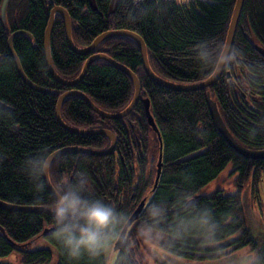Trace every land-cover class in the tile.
<instances>
[{"label":"trees","instance_id":"16d2710c","mask_svg":"<svg viewBox=\"0 0 264 264\" xmlns=\"http://www.w3.org/2000/svg\"><path fill=\"white\" fill-rule=\"evenodd\" d=\"M236 1L121 0L110 15L111 0H96L95 11L89 0H11L3 20L0 0V101L10 108H0V201L51 210L53 194L45 180L41 190L35 188L23 171L24 162L42 151L50 155L68 147L101 151L111 145L105 136L73 134L59 124L56 108L62 94L78 90L110 113L126 109L135 95L130 77L105 60L94 62L84 80L74 87L52 78L44 44L55 7L68 11L78 48L90 46L108 31H130L145 42L150 65L158 76L175 84L192 85L215 72L216 68L200 60L198 46L204 44L213 51L224 49ZM20 31L32 38L16 35L13 49L29 80L50 90L49 94L30 88L17 71L8 43ZM256 44L264 47V0H245L224 75L211 87L186 92L153 82L133 39L114 37L102 43L94 53L104 52L136 74L141 98L124 120L103 118L81 98H68L61 109L64 122L83 130L108 129L116 135L117 147L106 156L63 155L52 163L50 179L56 188L57 175L72 180L86 176V197L103 199L126 220L117 226L116 238L108 242L100 256H84L73 262L52 235V215L0 208V226L5 230L0 231V260L15 256L20 264H107L106 248L115 245L131 215L146 200L127 231L124 247L117 251L119 264H143L137 249H145L148 243L154 249L191 261L220 259L250 247L256 253L253 264H264V245L247 226L243 202L246 189L252 197L259 198L264 160L247 159L230 147L213 119L210 105V101L216 102L227 128L242 145L264 150V56L256 50ZM50 51L56 71L66 80L77 79L90 57L70 49L60 14L55 17ZM130 123L136 124L140 142ZM152 131L157 137L155 145L151 142ZM160 155L162 172L155 186ZM228 166L237 176L235 191L217 189L202 194ZM156 205L165 209L164 215L151 231L144 232V223L151 222L148 210ZM205 210L217 224L214 232H206L197 223L200 212ZM185 219L192 224L179 228L178 223ZM46 229L50 230L45 233ZM43 237L56 246V253L50 248L33 249Z\"/></svg>","mask_w":264,"mask_h":264},{"label":"water","instance_id":"95a60500","mask_svg":"<svg viewBox=\"0 0 264 264\" xmlns=\"http://www.w3.org/2000/svg\"><path fill=\"white\" fill-rule=\"evenodd\" d=\"M10 1L11 0H3V2H2L1 16H2L3 20H6V18H7V9H8ZM120 1L121 0H111L110 6H109V11H108V13L110 15L114 14L116 12ZM89 3H90L92 10H94V11L97 10L96 0H89ZM244 4H245V0H237L236 1V5H235L234 11H233L232 18H231V23L229 26L228 35H227L226 43L224 46V50H226L229 54L228 60L230 58L231 51H232V48L234 45L235 36H236L238 25H239V22H240V19L242 16ZM56 14H60L64 20L65 28H66L67 43H68L70 49L72 51L78 53V54H81V55H90V57L87 59V61L85 62L84 66H83L81 74L75 80H66L63 77H61L58 74V72L56 71L54 64H53V61H52V58H51L50 45H51V38H52L53 29H54V25H55ZM18 34H27V35H29L30 38H32V35L27 33V32L20 31V32L14 33L9 39L8 49H9L10 55L12 56V58L15 62V65H16V68H17L19 75L21 76L24 83L27 84L33 90L40 92V93H47V94L51 93L50 90L42 88V87L34 84L26 76V74L22 68L21 62H20L17 54L15 53V51L13 49V40H14L15 36ZM114 37H129V38L133 39L137 43V45L140 49V52L142 55L143 67H144V70H145L146 74L148 75V77L151 78L155 83L159 84L160 86L166 87V88H169L172 90L186 91L187 92V91H194V90H202V89H206L208 87H211V86L215 85L220 80V78L224 75L226 65L228 63V60H227V62L225 64L216 68V70L212 74V76H210L207 80H205L203 82H200L197 84H192V85L175 84V83L169 82V81L161 78L160 76H158L153 71V69L150 65V61H149L147 46H146L145 42L143 41V39L139 35H137L136 33H133L130 31H124V30H122V31H108V32L100 35L99 37H97L90 46H88L86 48H78L75 45V42L73 40V25H72V20H71V17L69 15L68 11L62 7H58V6L55 7L51 11L50 21H49V24H48V27H47L46 33H45V44H44L46 65L48 67V70H49L52 78L64 86L74 87L78 83H80L81 81L84 80L86 73L88 71V68L94 62H96L98 60H105L106 62L111 64L113 67L123 71L124 73H126L130 77V79L132 80V82L134 83V86H135V95H134L132 102L130 103V105L125 110H123L122 112H119V113H110V112H106V111H103L102 109H100L90 99V97H88L86 94H84L78 90H70V91L62 94L59 97L58 105L56 108V117H57L59 124L65 130H67L68 132H71L73 134L105 136L111 140V145L107 149L101 150V151H97V150H93V149H89V148H83V147L63 148V149L55 151L51 155L52 163L56 159L62 157L63 155L71 154V153H87V154H91V155H95V156H106V155H110L111 153H113L115 151L117 140H116V136L113 132H111L110 130H106V129L83 130V129L74 128V127L66 124L62 118V115H61V109H62L64 102L68 98L73 97V96L81 98L82 100H84L87 103V105L94 112H96L101 117L109 119V120L123 119L126 116H128L134 110L135 106L137 105V103L139 102V100L141 98V85H140V81H139L137 75L134 74L130 69H128L124 65L116 62L114 59L109 57L106 53H104V52L94 53L102 43H104L108 39H111ZM255 48L261 55L264 56V47L263 46L256 44ZM227 79L228 80L232 79V76L230 73H227ZM233 84L235 87H237L235 82ZM210 105L213 109V114H212L213 119H214L216 125L218 126L219 130L223 133L224 137L227 139L230 147L232 149H234L239 155H241L247 159L264 160V150H252V149H249L246 146L242 145L233 136V134L230 132V130L227 128L225 122L222 119V116L220 114V111H219V108H218L216 102L210 101ZM0 108L3 110L10 111V108L8 106H6L5 104H3L1 101H0ZM161 172H162V155H160V158H159V165H158V170H157V177H156V185L155 186H157V184H158ZM44 180H45V183L47 185V188L50 190V192L55 197V189L56 188L52 184V181L50 179V173L46 175ZM145 204H146V200H143L141 202V204L138 206V208L135 210V212L131 215L129 220L127 221V223H126V225L122 231L121 236L119 237V239L115 243V251L121 250L124 247V245H125L124 239H125V236L127 234V231L129 229V227L133 224V222L139 217V214L141 213V211L145 207ZM0 208L3 210H7V211L37 212V213H46V214L52 215L51 210L48 208H45V207H20V206L11 205V204H8V203L2 202V201H0ZM49 230L50 229H46L45 233H47ZM0 231L2 233H5V230L2 226H0ZM31 243L32 242H30V244Z\"/></svg>","mask_w":264,"mask_h":264},{"label":"clouds","instance_id":"9594fccd","mask_svg":"<svg viewBox=\"0 0 264 264\" xmlns=\"http://www.w3.org/2000/svg\"><path fill=\"white\" fill-rule=\"evenodd\" d=\"M198 48L200 60L212 68H218L228 60L229 54L224 49L213 51L204 44ZM22 168L35 188L41 190L44 187L42 181L53 169L51 155L42 151L26 160ZM88 191L89 181L84 175L75 180L63 175L56 176L55 197L51 204L52 235L61 251L73 262H78L84 256H100L108 242L116 238L117 226L126 220L122 213L103 199L87 198L85 194ZM164 212L165 209L158 205L149 209L151 222L146 221L142 231H151L156 220L162 217ZM197 223L209 233L214 232L217 227L206 210L200 212ZM191 224L190 219H185L178 223V227L183 229ZM116 264H119L118 259Z\"/></svg>","mask_w":264,"mask_h":264},{"label":"rangeland","instance_id":"374dc122","mask_svg":"<svg viewBox=\"0 0 264 264\" xmlns=\"http://www.w3.org/2000/svg\"><path fill=\"white\" fill-rule=\"evenodd\" d=\"M151 142L152 145L157 144V137L153 132H151ZM154 155L155 149L153 151ZM236 177V174L228 166L216 180L203 189L202 194H208L217 189H222L226 193L234 192L236 189L234 179ZM243 202L246 206L247 226L260 245H264V181L260 183L259 198L252 197L251 192L246 189L243 194ZM114 247L115 245L111 244L106 248L107 264H110V262L114 264L116 261L117 251H115ZM42 248H50L56 253V246L45 237L38 239L33 245V249ZM137 256L143 261V264H253L256 260V253L251 251L250 247L243 248L220 259L191 261L177 258L163 250L154 249L150 243L147 244L145 249L143 247L140 250L137 249ZM0 262L4 264H20L15 256L1 259Z\"/></svg>","mask_w":264,"mask_h":264},{"label":"flooded vegetation","instance_id":"af4514ba","mask_svg":"<svg viewBox=\"0 0 264 264\" xmlns=\"http://www.w3.org/2000/svg\"><path fill=\"white\" fill-rule=\"evenodd\" d=\"M126 118V117H125ZM130 125H131V130L133 131V134H134V136H135V138H137L138 136H137V126H136V124H134V123H130ZM127 128V127H126ZM153 132V131H152ZM154 133V132H153ZM155 134V133H154ZM116 140H117V138H116ZM137 140V142H140V139H136ZM118 141V140H117ZM116 147H117V143H116ZM115 147V148H116ZM133 147H135V145L133 144V143H131V148H132V150L133 151H135V149L133 148ZM116 243V242H115Z\"/></svg>","mask_w":264,"mask_h":264},{"label":"bare ground","instance_id":"6f19581e","mask_svg":"<svg viewBox=\"0 0 264 264\" xmlns=\"http://www.w3.org/2000/svg\"><path fill=\"white\" fill-rule=\"evenodd\" d=\"M231 23V22H230ZM152 80V79H151ZM153 81V80H152ZM154 82V81H153ZM159 85V84H158Z\"/></svg>","mask_w":264,"mask_h":264}]
</instances>
